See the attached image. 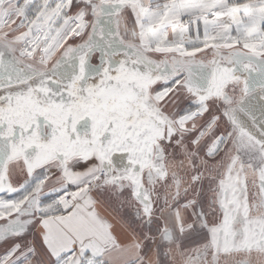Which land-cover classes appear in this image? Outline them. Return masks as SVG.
I'll return each instance as SVG.
<instances>
[{
  "label": "snow or ice",
  "instance_id": "1",
  "mask_svg": "<svg viewBox=\"0 0 264 264\" xmlns=\"http://www.w3.org/2000/svg\"><path fill=\"white\" fill-rule=\"evenodd\" d=\"M0 264H264V0H0Z\"/></svg>",
  "mask_w": 264,
  "mask_h": 264
},
{
  "label": "flooded vegetation",
  "instance_id": "2",
  "mask_svg": "<svg viewBox=\"0 0 264 264\" xmlns=\"http://www.w3.org/2000/svg\"><path fill=\"white\" fill-rule=\"evenodd\" d=\"M95 62V61H94Z\"/></svg>",
  "mask_w": 264,
  "mask_h": 264
}]
</instances>
